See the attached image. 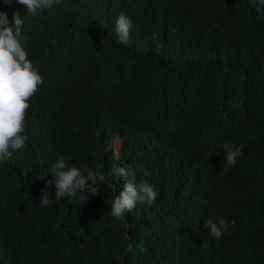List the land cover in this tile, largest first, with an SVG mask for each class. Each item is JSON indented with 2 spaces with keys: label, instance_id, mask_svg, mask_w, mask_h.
Here are the masks:
<instances>
[{
  "label": "trees",
  "instance_id": "16d2710c",
  "mask_svg": "<svg viewBox=\"0 0 264 264\" xmlns=\"http://www.w3.org/2000/svg\"><path fill=\"white\" fill-rule=\"evenodd\" d=\"M254 0H60L22 35L42 83L25 145L0 164V264H264V5ZM23 6L0 2L11 19ZM120 12L133 22L116 39ZM116 143V146H114ZM240 145L225 169L222 146ZM57 156L105 173L55 199ZM131 168L156 192L121 218ZM90 183V181H88ZM41 189L51 198L39 206ZM223 217L219 238L205 222Z\"/></svg>",
  "mask_w": 264,
  "mask_h": 264
},
{
  "label": "clouds",
  "instance_id": "9594fccd",
  "mask_svg": "<svg viewBox=\"0 0 264 264\" xmlns=\"http://www.w3.org/2000/svg\"><path fill=\"white\" fill-rule=\"evenodd\" d=\"M10 5L23 6L24 15L20 9H14L11 19L5 11L0 10V164L7 162L12 153L25 145V110L29 107L28 99L37 91L42 83V77L33 62L28 58L27 41L22 35L25 16L35 17L41 10H48L60 0H0ZM254 5H264V0H254ZM133 22L129 16L120 12L114 22V32L119 43L125 44L129 40ZM240 145L225 143L222 146L225 169L237 163L241 156ZM68 157L57 156L49 170L55 177L51 182L55 185V199H68L83 194L95 193L99 184L105 180V173L87 169L82 171L75 165L69 166ZM107 175L112 179H123V186L119 193L110 201V215L121 218L125 212H130L137 203L151 204L156 192L150 183L138 182L131 168L114 167ZM90 181V183L88 182ZM39 206H50L49 193L41 189ZM208 234L219 238L222 232L230 226L223 217L209 219L205 223Z\"/></svg>",
  "mask_w": 264,
  "mask_h": 264
},
{
  "label": "rangeland",
  "instance_id": "374dc122",
  "mask_svg": "<svg viewBox=\"0 0 264 264\" xmlns=\"http://www.w3.org/2000/svg\"><path fill=\"white\" fill-rule=\"evenodd\" d=\"M114 146H116V143H114Z\"/></svg>",
  "mask_w": 264,
  "mask_h": 264
}]
</instances>
